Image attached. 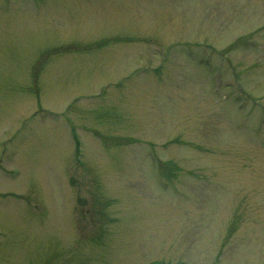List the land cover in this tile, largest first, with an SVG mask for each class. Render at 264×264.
<instances>
[{
  "label": "rangeland",
  "instance_id": "374dc122",
  "mask_svg": "<svg viewBox=\"0 0 264 264\" xmlns=\"http://www.w3.org/2000/svg\"><path fill=\"white\" fill-rule=\"evenodd\" d=\"M0 264H264V0H0Z\"/></svg>",
  "mask_w": 264,
  "mask_h": 264
}]
</instances>
